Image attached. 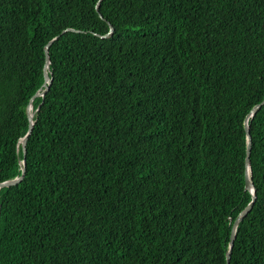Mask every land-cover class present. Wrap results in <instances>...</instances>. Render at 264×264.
I'll list each match as a JSON object with an SVG mask.
<instances>
[{
	"label": "trees",
	"instance_id": "trees-1",
	"mask_svg": "<svg viewBox=\"0 0 264 264\" xmlns=\"http://www.w3.org/2000/svg\"><path fill=\"white\" fill-rule=\"evenodd\" d=\"M263 100L264 0H0V264H228ZM248 122L230 264H264Z\"/></svg>",
	"mask_w": 264,
	"mask_h": 264
},
{
	"label": "water",
	"instance_id": "water-1",
	"mask_svg": "<svg viewBox=\"0 0 264 264\" xmlns=\"http://www.w3.org/2000/svg\"><path fill=\"white\" fill-rule=\"evenodd\" d=\"M114 29L113 25L110 23V32H112ZM69 30H76V29H73V28H67V29H64L62 31V33L60 35H62L63 33L69 31ZM56 36L55 38H53L52 40H50L46 47H45V55H46V64H45V67H44V83H43V87L41 88V90H39L33 97H36V96H39V95H44L47 90L49 89L50 87V84L52 82V78H51V75L49 74L48 72V66H49V63L51 62V57H50V53H49V48L50 46L52 45V43L58 39V37L60 36ZM264 104V100L261 101L260 103H258L256 106L253 107V109L251 110V112L248 114L247 118H246V123H245V126H246V130H247V133H248V145H247V155H246V184H245V188L247 190H250L251 193H252V200L251 202L245 206V208L238 214V216L235 218L233 224H232V230H231V234H230V246H229V250L227 251V263L230 264V261H231V254H232V249H233V246H234V242H235V238H236V232H237V228H238V225L239 223L243 220V218L248 214V212L250 211V209L252 208L255 200H256V188H255V185L249 175V170L251 171L250 169V164H251V150H252V136H251V133H250V125L248 123V118L252 115H254L256 113V111L259 109V107L261 105ZM27 114H28V118H29V128H28V132L27 134L22 138V140L20 141V144H19V147H18V150H21L23 152V154L25 155L26 154V151H27V142H28V139L33 131V128H34V114H32L30 112V106L28 105L27 107ZM22 174L15 177V178H12V179H9V180H6V181H3V182H0V188L3 187V186H11V185H15L17 183H19L20 181L23 180L24 178V175H25V171H26V160L24 158L23 160V164H22Z\"/></svg>",
	"mask_w": 264,
	"mask_h": 264
},
{
	"label": "bare ground",
	"instance_id": "bare-ground-1",
	"mask_svg": "<svg viewBox=\"0 0 264 264\" xmlns=\"http://www.w3.org/2000/svg\"><path fill=\"white\" fill-rule=\"evenodd\" d=\"M97 6H99V2L97 3ZM101 16H102V15H101ZM108 22H109V25H110L111 22H110V21H108ZM111 24H112V23H111ZM112 25H113V24H112ZM113 27H114V26H113ZM66 29H67V28H66ZM73 29H74V28H73ZM76 30L78 31V29H76ZM74 31H75V30H74ZM113 31H114V29H113ZM113 31H112V32H113ZM112 32H110V30H109L108 34L104 35L103 37L108 36V35L111 34ZM51 40H52V39H51ZM46 45H47V44H46ZM45 47H46V46H45ZM49 49H50V48H49ZM49 53H50V52H49ZM44 67H45V66H44ZM48 72H49V74L51 75V72L49 71V66H48ZM51 78H52V77H51ZM50 85H51V84H50ZM42 87H43V86H42ZM42 87H41V88H42ZM41 88H40L39 90H41ZM49 88H50V87H49ZM39 90H38V91H39ZM38 91H37V92H38ZM47 91H48V90H47ZM37 92H36V93H37ZM36 93H35V94H36ZM35 94H34V95H35ZM42 96H43V95H42ZM33 99H34V98H33ZM33 99L31 98L29 106H30V112H31L32 114L35 115V113H36L37 110H33ZM252 116H253V115H252ZM250 117H251V116H250ZM250 117H249V118H250ZM249 118H248V120H249ZM34 123H35V118H34ZM248 123H249V122H248ZM27 132H28V131H27ZM26 134H27V133H26ZM27 143H28V142H27ZM24 158H25V157H24ZM24 158H23V160H24ZM23 160H22V164H23ZM25 160H26V159H25ZM250 169H251V164H250ZM22 172H23V171H22ZM25 173H26V171H25ZM21 174H22V173H21ZM249 175H250V177H251V171H250V170H249ZM24 176H25V175H24ZM16 177H17V176H16ZM14 178H15V177H14ZM8 180H9V179H8ZM5 181H6V180H5ZM2 182H3V181H2ZM250 202H251V201H250ZM250 202H249V203H250ZM228 250H229V249H228ZM231 255H232V254H231Z\"/></svg>",
	"mask_w": 264,
	"mask_h": 264
}]
</instances>
